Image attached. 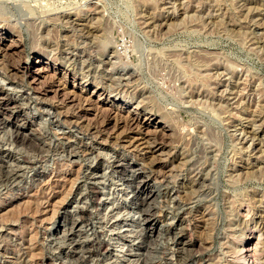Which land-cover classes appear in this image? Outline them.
<instances>
[{
    "label": "rangeland",
    "instance_id": "1",
    "mask_svg": "<svg viewBox=\"0 0 264 264\" xmlns=\"http://www.w3.org/2000/svg\"><path fill=\"white\" fill-rule=\"evenodd\" d=\"M1 14L0 264H264V0Z\"/></svg>",
    "mask_w": 264,
    "mask_h": 264
},
{
    "label": "bare ground",
    "instance_id": "2",
    "mask_svg": "<svg viewBox=\"0 0 264 264\" xmlns=\"http://www.w3.org/2000/svg\"><path fill=\"white\" fill-rule=\"evenodd\" d=\"M5 15V14H4ZM7 21V18H5V16H3L2 14L0 15V24H2V23H4V22H6ZM4 73H6V74H9L10 73V71L8 72L5 68H4ZM12 74V73H11ZM13 75V74H12ZM9 76V75H8ZM10 77H11V75H10ZM10 99L9 98H7L6 96H4L3 95V92H2V90L0 89V105L1 106H5L6 107V105H8V104H10ZM76 106V105H75ZM4 107V108H5ZM9 107V106H8ZM3 108V107H2ZM68 109V108H67ZM67 109H65V110H61V109H59L60 111H59V116L61 117V115H63L64 117H65V122H67V123H69V124H75V125H77V126H79L80 124H79V120L78 119H80L81 117L79 116L80 114H78V111H76V109H74L73 110V108H72V110H67ZM79 109V108H78ZM93 129H96L97 130V128H95V127H91V129L89 128L88 130L89 131H91V130H93ZM99 130V129H98ZM135 140H137V138L136 137H134L133 139H132V141H130V143H133ZM139 145V144H138ZM153 158V157H152ZM157 159V158H156ZM151 167H153V162H152V164H151ZM96 195H97V193H95ZM190 226V225H189ZM179 240H182V235L179 237V239H178V241ZM191 242H192V240H191ZM27 251V250H26ZM91 251V250H90ZM92 252V251H91ZM24 253V252H23ZM22 255V254H21ZM26 255H27V253H26ZM182 256L183 255H181V257L180 258H182ZM249 255L248 254H246V255H244V259H246V257H248ZM22 257V256H21ZM185 257V256H184ZM25 258L26 257H24L23 258V261L22 262H25ZM184 259V258H183ZM32 260V262L34 263H37L36 261L38 260V257L37 256H35L34 255V257H33V259H31ZM38 263H40V262H38ZM37 263V264H38ZM245 264H248V262L247 261H245Z\"/></svg>",
    "mask_w": 264,
    "mask_h": 264
}]
</instances>
